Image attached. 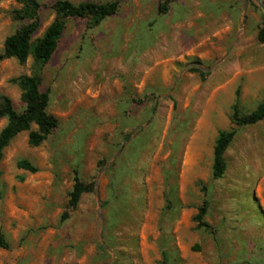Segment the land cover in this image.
<instances>
[{
  "label": "rangeland",
  "instance_id": "1",
  "mask_svg": "<svg viewBox=\"0 0 264 264\" xmlns=\"http://www.w3.org/2000/svg\"><path fill=\"white\" fill-rule=\"evenodd\" d=\"M39 1L33 45L57 18L58 0ZM162 1L124 0L97 26L68 19L45 66L0 62V96L21 113L15 81L40 76L59 121L40 146L23 132L4 151L0 264H264V121L232 122L237 91L240 116L264 101V17L256 0H171L164 15ZM22 8L0 0V56ZM76 172L90 192L71 209ZM205 200L210 229L195 220Z\"/></svg>",
  "mask_w": 264,
  "mask_h": 264
},
{
  "label": "trees",
  "instance_id": "2",
  "mask_svg": "<svg viewBox=\"0 0 264 264\" xmlns=\"http://www.w3.org/2000/svg\"><path fill=\"white\" fill-rule=\"evenodd\" d=\"M16 1L23 5V8L15 12L14 17L16 20L25 22L26 24L6 39L4 53L0 56V62L13 58L19 61L20 64H25L29 56L32 55L39 65L45 66L50 62L58 48L68 19L89 18L93 21L94 25H100L106 19L118 14L124 0H113L112 2L104 4L93 2L75 4L70 0H58L52 6V9L57 15L56 20L34 45L32 39L39 29V12L44 6L39 0ZM170 2L171 0L162 1L159 7L160 14L164 15L168 12ZM259 39L264 43V28L260 32ZM15 83L21 89V99L25 108L23 112L19 113L16 111L10 98L0 96V122L3 119L8 120V124L0 132V164L3 160L5 149L19 134L30 132L29 144L32 147H38L49 138L59 125L58 119L48 113L50 95L49 93L41 92L40 76H22ZM239 95L240 92L237 91V100L232 106V122L234 126H253L264 121V101L250 114L240 116ZM33 125L37 127V130H31ZM236 135L237 129L235 127L229 131H221L218 134L215 142L212 167L213 177L215 179L223 178L227 171L225 153L234 141ZM18 167L31 173L38 171L28 161H21ZM88 192H90V188L82 182L78 172H76L69 208L75 209L81 201L82 196ZM208 207L209 202L205 200L203 206L199 208V214L195 218L199 228H211L203 220L207 214ZM1 244L7 247L3 242L2 236Z\"/></svg>",
  "mask_w": 264,
  "mask_h": 264
},
{
  "label": "water",
  "instance_id": "3",
  "mask_svg": "<svg viewBox=\"0 0 264 264\" xmlns=\"http://www.w3.org/2000/svg\"><path fill=\"white\" fill-rule=\"evenodd\" d=\"M257 4H258V7L260 9V11L262 12V15L264 17V1L263 0H256ZM196 67L198 68H202L201 64H195Z\"/></svg>",
  "mask_w": 264,
  "mask_h": 264
}]
</instances>
